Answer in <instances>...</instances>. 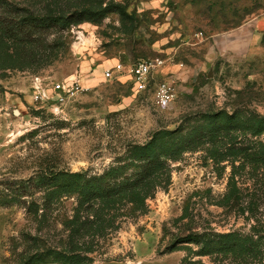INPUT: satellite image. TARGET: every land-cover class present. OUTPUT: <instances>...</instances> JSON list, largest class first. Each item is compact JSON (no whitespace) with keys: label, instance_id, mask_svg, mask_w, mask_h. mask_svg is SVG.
<instances>
[{"label":"rangeland","instance_id":"374dc122","mask_svg":"<svg viewBox=\"0 0 264 264\" xmlns=\"http://www.w3.org/2000/svg\"><path fill=\"white\" fill-rule=\"evenodd\" d=\"M7 1L33 10L54 2L82 4ZM113 1L126 6L133 20L112 14L98 25L72 26L54 64L0 70V200H11L0 203V264H27L35 251L73 253L66 222L77 201L62 197L42 218L46 189L29 183L39 173L103 174L128 163L132 148L146 145L156 133L189 128L204 113L245 109L264 116V42L250 60H217L208 66L211 43L219 53L223 37L263 18L264 0ZM157 59L165 61L156 73L159 81L172 75L179 79L177 97L167 109L157 107L153 88L136 91L127 73L104 77L114 62L129 67ZM83 65L89 85L80 77ZM36 78L50 93L53 85L74 80L81 89L62 93L65 101L40 104L34 102ZM166 164L162 185L145 209L124 203L115 227L95 238L91 252H79L90 259L87 264H233L231 258L201 256L196 242L179 244L192 235L249 232L254 222L223 204L229 164L218 169L207 147ZM33 202L40 206L39 216L28 212Z\"/></svg>","mask_w":264,"mask_h":264},{"label":"trees","instance_id":"16d2710c","mask_svg":"<svg viewBox=\"0 0 264 264\" xmlns=\"http://www.w3.org/2000/svg\"><path fill=\"white\" fill-rule=\"evenodd\" d=\"M81 1L67 7L54 2L45 10H33L0 0V70L54 64L67 44L65 32L72 26L98 25L112 14L133 20L126 6L113 0L105 5L101 0ZM200 118L189 128L156 133L146 145L132 148L128 163L113 165L103 174L39 173L29 183L36 190L46 189L42 218L62 197L77 201L74 215L66 222L73 253L35 251L27 264H87L90 259L79 252H91L95 238L115 227L121 205L131 203L135 210L145 209L146 200L162 185L168 171L166 161L201 147H207L218 169H225L220 167L223 163L231 168L225 208L254 223L248 233H204L180 239L179 244L196 242L201 256L231 258L233 264H264V116L239 109L204 113ZM3 202L11 200L1 197ZM28 212L39 216L40 206L33 202Z\"/></svg>","mask_w":264,"mask_h":264},{"label":"built area","instance_id":"2783aa9c","mask_svg":"<svg viewBox=\"0 0 264 264\" xmlns=\"http://www.w3.org/2000/svg\"><path fill=\"white\" fill-rule=\"evenodd\" d=\"M164 65L165 61L161 59L155 61L142 60L131 64L129 67H126L122 61L107 69L104 72V77L111 79L115 74L123 75L127 73L131 77L136 91L143 93L153 88L155 104L159 109H167L177 97L179 79L172 75L159 81L156 73ZM34 89V102L48 104L51 100L65 101L62 93L73 95L81 89V86L77 80H74L72 83L66 85H53L52 92L50 93L48 88H45L43 81L40 78H36Z\"/></svg>","mask_w":264,"mask_h":264},{"label":"crops","instance_id":"0c3cea01","mask_svg":"<svg viewBox=\"0 0 264 264\" xmlns=\"http://www.w3.org/2000/svg\"><path fill=\"white\" fill-rule=\"evenodd\" d=\"M264 42V17L251 22L250 24L244 26L240 30L227 34L220 40L218 45L219 53H217V47H210L208 53V66H212L217 60H224L227 62H237L241 60H250L253 54L262 49ZM217 44V42H215ZM116 62L112 65L115 66ZM80 77L87 85L91 81H86L84 79V72H87V66L83 65L81 69ZM79 77V76H78Z\"/></svg>","mask_w":264,"mask_h":264},{"label":"water","instance_id":"95a60500","mask_svg":"<svg viewBox=\"0 0 264 264\" xmlns=\"http://www.w3.org/2000/svg\"><path fill=\"white\" fill-rule=\"evenodd\" d=\"M123 58H124V57H123ZM212 76H213L212 74L209 75L210 78H212Z\"/></svg>","mask_w":264,"mask_h":264}]
</instances>
